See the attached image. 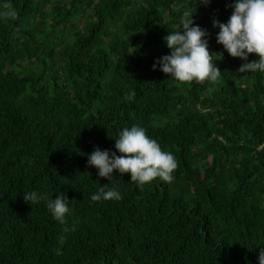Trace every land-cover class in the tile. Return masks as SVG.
Masks as SVG:
<instances>
[{"label":"trees","instance_id":"trees-1","mask_svg":"<svg viewBox=\"0 0 264 264\" xmlns=\"http://www.w3.org/2000/svg\"><path fill=\"white\" fill-rule=\"evenodd\" d=\"M198 2L0 0L17 13L0 20V264H258L264 74L239 73L216 42L212 21L227 22L233 0ZM186 9L223 53L214 85L153 70ZM133 124L174 154L171 182L140 188L87 166ZM106 183L122 199L91 202ZM32 190L65 193L66 223L25 202Z\"/></svg>","mask_w":264,"mask_h":264},{"label":"clouds","instance_id":"clouds-1","mask_svg":"<svg viewBox=\"0 0 264 264\" xmlns=\"http://www.w3.org/2000/svg\"><path fill=\"white\" fill-rule=\"evenodd\" d=\"M211 2L199 0L198 4L210 5ZM228 7L232 11L227 22L212 21V27L218 29L215 36L217 44L222 45L231 57L243 61L239 73L264 74V0H233ZM16 15L11 3H4L0 9V20L14 19ZM194 15L191 9L184 10L179 30L168 31L163 40L170 53L159 57L153 64V70L158 68L168 79L178 82L207 81L214 85L222 71L216 66L213 57L219 54L222 58L223 53L210 52V34L207 29L194 23ZM250 54H256L258 58L250 61ZM135 97V90H129L125 98L134 101ZM114 147L115 151L102 150L96 146L87 154V166L95 167L98 177L110 182L114 179V170L120 174L127 173L130 174V181L140 188L157 179L166 183L173 180V173L178 166L174 154L163 150L143 126L133 124L120 130ZM107 184L101 185L91 195V202L122 199L120 191L115 187L109 188ZM23 199L30 205L43 202L55 221L61 225L66 223L69 198L65 193L57 191L56 198H53V195L32 190L23 192ZM257 260L258 264H264V248L260 249Z\"/></svg>","mask_w":264,"mask_h":264}]
</instances>
